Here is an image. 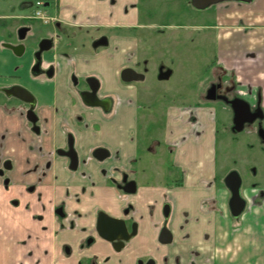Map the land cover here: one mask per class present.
<instances>
[{
  "label": "crops",
  "instance_id": "1",
  "mask_svg": "<svg viewBox=\"0 0 264 264\" xmlns=\"http://www.w3.org/2000/svg\"><path fill=\"white\" fill-rule=\"evenodd\" d=\"M35 1L0 0V19L26 16ZM42 1L45 15L53 19L51 32L57 29L73 35V40L71 37L60 38L57 50L43 56L44 66L54 68L52 78L34 75L32 51L17 57L3 46L5 38L0 34V75L10 73L19 78L37 96L44 131L42 137H38L26 126L19 112L8 113L0 108V159L13 162V170L8 176L14 185V197H21L23 201L22 208L16 211L20 213L9 218L12 208L0 180V229L6 231L0 230V242L7 241L10 245L7 250L0 251L9 256L8 264H33L34 257L42 256L41 249L53 253L69 242L65 236L68 234L58 235L56 232L59 222L51 212L43 222L33 220L34 215L41 214L37 195L29 196L24 191L26 186L38 183L42 173L47 172L41 177L38 191L43 193L48 207L66 202L69 217L63 222L66 226L77 216L78 227H83L89 212L93 217L99 210L121 217L128 204L117 189L107 183L104 172L111 173L113 168L119 167L125 171L135 170L138 175L139 137L144 135L142 131L146 132L156 122L154 114L141 112L139 89L121 81V71L139 65L141 56L146 53L143 39L122 35L123 30L134 29L137 33L147 28L143 20L144 1ZM198 12L194 21L201 23L188 26L191 32L185 38L195 43L193 36L198 33L199 47L215 59V72L233 75L239 90L248 94L245 100L251 105L256 95L261 94L260 105L264 110V0L251 3L227 1ZM103 29L110 32L119 29L118 34L109 36L108 49H99L97 53L76 52L82 45L78 42L85 46L91 33L96 35L97 30ZM74 40H79L76 45ZM145 61L143 63H147ZM89 76L100 80L101 96L114 99L111 113L99 107H85L79 102L73 79ZM80 115L83 117L82 126L77 125ZM64 126L76 130L80 165L75 174L69 171L67 159L51 156L56 148L64 145ZM155 141L161 146L160 141ZM163 143L171 150L172 163L166 161V167L158 169L164 171L162 175L155 172L158 176L154 184L146 188L141 199L136 200L138 205L130 202L135 206L131 215L140 221L141 231L149 227L150 222L146 220L150 213L148 204L160 191V201L168 196L174 206L170 222L175 234V243L169 248L172 256L183 257L185 264H210L209 261L204 262L212 249L204 244L207 236L215 239L216 260L221 264H264V200L262 207H249L236 228L230 221L219 220L215 215L200 211L203 201L217 200L218 193L222 199L227 196L224 188L217 187L215 174V108L205 102L184 109L169 107ZM102 146L111 151V158L104 163L90 160L89 152ZM155 148L151 151L157 153ZM50 159L52 164L49 168ZM169 166L171 171L166 169ZM151 168L156 170L154 162ZM173 183L180 187L170 189L169 185ZM28 203L29 209H24ZM143 203L148 214L139 213ZM19 214L21 218H17ZM157 217L156 225L150 224L152 245H155L158 224L163 221L159 214ZM42 228H47V231H41ZM82 239L80 237V242ZM138 241L134 239L131 248L120 255L128 257V264H134L142 255L138 252ZM30 251L34 253L33 258L27 257ZM42 262L53 264V260Z\"/></svg>",
  "mask_w": 264,
  "mask_h": 264
},
{
  "label": "rangeland",
  "instance_id": "2",
  "mask_svg": "<svg viewBox=\"0 0 264 264\" xmlns=\"http://www.w3.org/2000/svg\"><path fill=\"white\" fill-rule=\"evenodd\" d=\"M143 1V20L147 28L139 30L137 33L134 30H123L122 35L126 34V36L130 38L138 36L140 39L144 40V49L146 53L144 56H141L142 54L140 53V63L142 61V64L139 65L138 70L142 72L144 71L143 60H146L145 62L149 63V65H146L148 66L147 68L149 71L145 74V81L138 82L134 84V86L139 89L140 100L138 103L141 106V112L145 114H154L156 122L155 124L152 123L146 132L142 131V134L144 135H140L139 137L140 160L137 167V170L139 171L137 179L139 180L141 188L138 190L137 194L126 195L123 196V198L128 205H134V203L141 199V196L145 194L146 188L151 184H154L156 177L158 176L155 172H160L162 175L164 171L161 170L166 167L167 162L170 164L172 163L173 156L171 150L163 143L166 135V116L169 107L184 109L205 102L208 105L211 104L215 108L216 114V151L214 161L216 166L215 174L217 177V187L224 188L226 186V176L231 171H238L243 178L244 194L249 201V207L252 208L256 195L261 191L264 192V138L260 137L258 134L260 129L264 130V120L261 124L255 123V125L246 126L243 131L237 132L234 130V113L232 112V108L226 103L212 102L206 98V87L211 83L209 81L212 77V72L217 69H215L216 64L213 55L204 53L199 47L200 39L198 33H195L193 36L195 43L191 42L189 38H185V35L188 36L191 32L188 26H198L201 23L194 21V18H197L195 15H199L200 12L194 9L191 0ZM38 9L44 13L42 7ZM36 10L37 7L35 6L29 9L25 14L31 17ZM45 16L47 17V15ZM1 19L0 34H5V39L7 33H9V30L7 29L8 25L10 27L11 25L14 27L27 25L29 28L32 26V33L27 37L25 45L27 51H32L33 56L39 43L53 29L51 22L45 24L44 21L39 20ZM148 23H151V25L148 26ZM11 33L13 34L11 42L17 44L18 40L15 31H12ZM118 33L119 29L112 32L105 29L97 30L96 35H92L91 33V36L86 39L85 46H82L84 43L78 42L79 40H74L75 42L73 44L76 45V42L82 44L76 52L97 53L99 50L93 48V43L96 39L101 36L109 38L112 34ZM56 34L59 40L60 38L64 40L69 37L73 40L72 33H69L71 34L69 35L68 33L58 31ZM83 35L87 36V34ZM56 50L57 48L54 47L50 52H55ZM163 65L172 72L171 77L167 80L160 79L159 68ZM23 67L24 66L21 68ZM218 73H221V71ZM218 73H216L215 76H217ZM0 76L8 77L10 76V73H5ZM80 80L83 82L85 81V78L82 77ZM246 96H248V94ZM259 102L261 104V97L258 93L255 97L253 106L259 104ZM15 106L16 104L12 102H0V108H4L8 113H15ZM254 127H256V129H254ZM155 140L162 143L161 146L157 147V153L150 151V145L152 141ZM152 162H154L156 170L151 168ZM170 167L171 166H169V169L166 168L167 171H171ZM160 168L161 170H158ZM131 174L135 178V171ZM158 194H161L160 191H158ZM217 196L218 198L216 202L218 201V203L216 205L218 208L212 207L216 202H210L209 205L204 206L203 211L208 213V215H215L220 211L221 214L218 215L220 217L218 219L220 220L223 218L226 221H229L230 210L228 206V195L226 196V199L225 197L222 199L221 193H218ZM130 202L134 203L131 204ZM136 204L138 205L139 203L137 202ZM144 204L145 203L140 204L142 206L138 209L139 213L142 215L143 213L148 214L143 208ZM128 205L126 208H128ZM159 211L161 215V208ZM157 237L158 232L155 238L156 246L158 245ZM4 242L5 243L3 244L6 245L7 242ZM3 244L0 242V246ZM100 247L101 246H97L89 250L100 249ZM4 248L6 247H0V250H3ZM74 253L78 254V251L76 250ZM0 255V264H8L9 256L2 251H0ZM205 259L207 258L205 257ZM206 261L207 260L204 262Z\"/></svg>",
  "mask_w": 264,
  "mask_h": 264
},
{
  "label": "flooded vegetation",
  "instance_id": "3",
  "mask_svg": "<svg viewBox=\"0 0 264 264\" xmlns=\"http://www.w3.org/2000/svg\"><path fill=\"white\" fill-rule=\"evenodd\" d=\"M36 1H41L43 3L42 0H36ZM35 2H34V7H35ZM44 16H45V14H44ZM9 19H13V20L20 19V20H31V21L39 20V21H44L45 24H49L50 22L52 23V21H53V19H51L49 17L48 18L46 17V19H36L32 15H31V17L26 15L24 17H10ZM7 29L9 30V33H7V35H6V39L3 42V46L6 49L12 51L17 57H23L27 52L25 41H26L27 37L29 36V34L32 33V26L29 28L27 25H23L21 27H14L12 25L10 27L8 25ZM12 31L13 32L15 31V33L17 35V40H18L17 44H13L11 42V38L13 35L11 33ZM57 32L58 31L56 29L55 32H50L44 38V39L53 40V42H54L53 48L56 47V44L58 43V40H59L57 38L58 37L56 34ZM1 35L4 36L5 34L4 35L1 34ZM104 37H106V36H104ZM101 38H103V36L96 39V41H98ZM108 41H109V38H108ZM40 43H39V46H40ZM109 44H110V41H109ZM39 46L36 49V51L34 52L35 62H34L32 71H33L34 75H36V76L44 75L46 77H49L48 73H52V76H53L54 68L50 67V66L45 67L44 63H43V56L46 53H49L53 48L50 51L42 54V61H41L40 65L37 67V61L35 59V54L40 50ZM21 47H23L25 49L24 54L22 56H18L15 53V49H18ZM107 47H99L97 49H95L94 47L93 48L95 50H99L101 48H107ZM140 64H142V63H140ZM143 64H144L143 65V69H144L143 72L138 70L139 65H136L133 67H126L125 69L131 68V69L135 70L136 72L141 73L145 76V74L149 70L147 68L148 66H146L148 64L147 63H143ZM125 69H123V70H125ZM161 69H163L164 72L169 70V69H167V67L165 65H163L159 68V74L161 73ZM123 70L121 71V74H122ZM216 73H218V72H215V71L212 72V77L210 78V81H209L211 83H209V85L206 87V94H205L206 98L213 97L214 87L217 88V90H216V96L217 97H219V96L227 97L229 100H233L235 98L245 99L247 97V96H243L239 92L240 90L238 88V85L235 82V78H233V75H226V74H223V72H222V74L218 73V75L215 76ZM0 78H1L0 79V102L8 101V102L15 103L16 104L15 112H19V114L23 118L24 123L30 129V131L33 134H35L41 138L42 135L44 134V131L41 127L42 126L41 125V118L39 116L40 101L37 98V96L30 89H28L26 86H24L23 82H21L22 80L19 81V78L14 77L13 75H10L8 77L7 76L6 77L0 76ZM49 78H52V77H49ZM90 78H95L99 82V89L96 93L97 99H96V97L93 96L90 84L88 83V80ZM121 81L124 82L122 80V78H121ZM73 82H74V85L76 88V92H77L79 102L83 106L88 107V108L99 107L103 111H106L107 113L112 112L113 107H114V99L110 96H106V97L101 96L100 92L102 89V84L97 77H95V76L86 77L85 81H83V82H81V80L79 78L74 77ZM140 82H142V81H140ZM124 83L126 85H134L138 82H131V83L124 82ZM17 87L22 88L24 90H27L29 93H31L35 99V103L30 104V103L24 101L19 96H16L15 94L11 93V91H13L14 88H17ZM1 96H3V97H1ZM259 96L261 97V94H259ZM208 100H209V98H208ZM211 101L213 102V100H211ZM214 102L225 103L221 99H216ZM93 103L96 105H93ZM228 106L231 107L230 105H228ZM251 106H252V112H255L259 105L256 104L254 106L253 105H251ZM107 108H109V110H106ZM232 112H233V110H232ZM263 120L257 119L252 124L246 123L245 127L249 126V125L253 126V125H255V123L261 124L263 122ZM77 125H79V126L83 125V117L81 115L78 117ZM81 128L82 127H80V129ZM254 129H256V127H254ZM63 130L65 133L64 145L62 147L56 148L51 153V156L54 157V159H67L69 162V164H68L69 171H71L72 173L75 174L79 171V165H80L79 154H78L77 146H76L77 145V140H76V135H75L76 130L72 129L69 126H64ZM260 130L258 132L259 135H260ZM156 143L158 144V142L152 141V143L150 145V151L153 150L154 147L157 148L158 145ZM156 148H155V150H156ZM98 149L108 150L110 152V156L103 161L98 160L94 155L96 150H98ZM75 154H77V168L72 169L71 168L72 161H71V157L69 155H74V157H75ZM45 155L46 154L44 153V156ZM111 156H112L111 151L108 148L103 147V146L98 147V148L92 150L91 152H89L90 160H95V161H98L100 163H104L105 161L110 159ZM51 164H52V162L50 159L47 167L50 168ZM13 166H14L13 162L10 159L5 160V161H1V159H0V180L2 181V185H3L4 191L6 193V197L9 199V203H10V206L12 208L11 213H9V215H8L9 218L15 217V215L17 213H20V212H16V211H17V209L22 208V205H23V203H22L23 201H22L21 197L20 198L14 197V195H13L14 194V185H12L11 179L8 176V173L13 170ZM132 172H133V170L125 171L124 169H121L119 167H115L111 170V173L105 171L104 177L106 178L107 183L110 184L111 186H113L114 188H116L117 191L121 194V196L134 195V194L138 193V190L140 187H139V181L137 179V175L135 174L136 176L134 178V176H132V174H131ZM46 174H47V172L42 173V175L40 176V179L38 180V183L28 185L25 187L24 193L28 194L29 196L37 195V203L40 205L41 214L40 215H34L33 220L43 222L46 219L47 215L51 212L55 216V218L58 219V222H59V230L56 232L58 233V235H61L64 233L68 234L65 236L67 237L69 242L64 244L59 249L54 250L53 253H51L49 250L41 249L42 256L39 257L38 259H35V257L33 258L34 253H33V251H30V254L27 257L33 258V261H32L33 264H43L42 261H45L44 263H48V261H50V260L51 261L53 260V264H128V263H126V258H128V257L127 256L120 257V255H122L124 252H127L128 249L131 248L134 239L139 240L138 246H137L138 252L142 254L140 257L137 258V260L135 261L134 264H185L183 257H181V256H175L174 257V256H172V253L169 250V248L172 247L173 244L175 243V234L173 233L172 229L170 228V222L173 218L174 206H173L171 199L168 196H166L165 199L162 200L163 202L160 201V199H158V194L157 195L155 194V197L151 196V197H153V199L151 198V200H150V201H152V203L148 204L149 205L148 210L150 211V213L148 215V218H146L148 223L149 222L150 223L148 224L149 227H147L145 229V231H143V232L141 231L140 221L137 220L136 217L131 215L132 212H135L134 211L135 206H133V205H129L128 208H126V210H124L122 212L121 217H114L104 210H99L96 212L95 216H93V217H90L92 214L89 212L88 216L85 217V219L88 221L85 223V226H83V227H80V228L78 227L79 225L77 223V220H79V217H77V216L74 217V221H70L68 223L69 226H66L63 223L64 221L69 220L67 210H66V202L64 201L61 204H59L58 206L48 207V205L46 204V202L44 200L43 193L38 191L39 183L42 180L41 177H44ZM180 177H182V175H180ZM241 177H242V175H241ZM242 180H243V178H242ZM130 182H135V184H136L137 191L134 194H130V193H127L125 191L126 185ZM178 186H179L178 184L173 183V185H169V188L172 189V187L174 188V187H178ZM224 190L227 191V195L229 198L228 199V206H229L231 193H230L229 189L227 188V186L224 187ZM241 195L246 200V208L240 217H234L231 213L230 206H229V210H230V220L229 221L231 222V224L235 228L239 227L241 217L247 212V210L249 209V206H250L249 201L247 200V198L244 194L243 183H242V188H241ZM263 200H264V192L261 191L258 193V195H256V199H254L252 207H256V206L262 207L263 206ZM210 202H216V199H213L211 201H203L201 203V206H200V211H202L205 214H208V213L204 212L203 209H204V206L209 205ZM217 203H218V201L215 204H213L214 206H212V207L218 208L216 205ZM160 208L162 210L161 215H160V211H159ZM24 209H29V203L24 207ZM217 211H218V209H217ZM166 212H169L168 217L165 215ZM157 213L162 217V220H163L160 224H158V227H157L158 228L157 240H158L159 246L158 245L156 246V241H155V245H152V243H151L152 226L150 227V224H152V225L155 224V222H156L155 218H158ZM102 214H105V215H107L111 218H114V219L124 220L127 224L128 229H129V233L130 234L133 233L134 227H136L137 233L129 241L110 242V241L106 240L105 238H103L101 236V234L98 231V224H99V220H100V217ZM220 214H221V212L218 211V214H215V215L218 216ZM17 218H21V215L19 214ZM218 218H220V217L218 216ZM20 220H22V219H20ZM0 230L3 233H6V231H4L3 228ZM41 231L46 232L47 228L46 229L42 228ZM165 231H169L171 233V236H172V241L170 243H166V244L163 243V241H162V234ZM156 235H157V233H156ZM80 237H84L81 242H80ZM210 239H209V237L206 236V239L204 240V244H208L212 248L210 250V253L208 255H206L207 261H209L210 264H221L220 262H218L216 260V252L217 251L215 248V239L214 238L211 240ZM97 246H101L100 249L89 250V249L95 248ZM9 247H10V245H7V243H6V250ZM76 250L78 251V254L74 253V251H76ZM21 264H24V263H21Z\"/></svg>",
  "mask_w": 264,
  "mask_h": 264
},
{
  "label": "water",
  "instance_id": "4",
  "mask_svg": "<svg viewBox=\"0 0 264 264\" xmlns=\"http://www.w3.org/2000/svg\"><path fill=\"white\" fill-rule=\"evenodd\" d=\"M192 5L194 9L198 11H203L206 10L214 5L227 2V1H236V2H241V3H251L254 0H191ZM53 40L51 39H44L40 43V50L35 54V59L37 61V67L40 65L42 61V54L45 52L50 51L53 48ZM109 45V41L107 37H103L96 41L93 44V47L95 49L99 47H107ZM24 48H18L15 49V53L18 56H22L24 54ZM49 77H52V73H48ZM172 72L170 70L164 72L163 69H161L160 73V79L162 80H167L171 77ZM121 78L124 82L126 83H131V82H140L145 80V76L141 73L136 72L135 70L131 68H127L123 70L121 74ZM88 83L90 84L91 91L94 97H96V93L99 89V82L95 78H90L88 80ZM216 90L217 88L214 87L213 90V97H208L209 100L215 101L216 99H221L223 100L226 104L230 105L233 112H234V126H235V131L241 132L245 128V124L249 123L252 124L254 123L257 119L263 120L264 119V112L261 108L260 102L256 111L252 112V106L249 104L245 99L243 98H235L233 100H229L227 97H217L216 96ZM11 93L15 94L16 96H19L22 98L24 101L34 104L35 99L31 93H29L27 90H24L22 88H14ZM97 99V97H96ZM93 105H96L93 103ZM106 110H109L107 108ZM260 136L264 138V130H260ZM95 157L103 161L106 158L110 156V152L106 149H98L95 152ZM71 157L72 161V169L77 168V154L74 155H69ZM126 181V180H125ZM242 177L238 171H232L225 179V184L227 188L229 189L231 193V198L229 201V206L231 213L234 217H240L245 208H246V200L242 197L241 195V188H242ZM125 191L130 194H134L137 191L136 184L135 182H130L126 185ZM165 215L168 217L169 212H166ZM98 231L101 234L103 238L110 242H117V241H129L136 233V227H134L133 233H129V229L127 227V224L124 220H119V219H114L111 218L105 214H102L99 220L98 224ZM162 241L163 243H170L172 241V236L169 231H165L162 234Z\"/></svg>",
  "mask_w": 264,
  "mask_h": 264
},
{
  "label": "built area",
  "instance_id": "5",
  "mask_svg": "<svg viewBox=\"0 0 264 264\" xmlns=\"http://www.w3.org/2000/svg\"><path fill=\"white\" fill-rule=\"evenodd\" d=\"M42 2L41 1H36L35 2V6L37 7V10L35 11L33 17L36 19H46V17L44 16L43 12L41 10H39L38 8H40L42 6ZM243 96H246L247 94L243 91H239Z\"/></svg>",
  "mask_w": 264,
  "mask_h": 264
}]
</instances>
